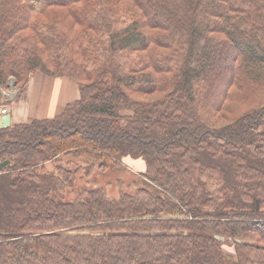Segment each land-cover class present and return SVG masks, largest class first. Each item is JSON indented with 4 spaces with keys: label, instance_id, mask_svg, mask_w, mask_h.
I'll list each match as a JSON object with an SVG mask.
<instances>
[{
    "label": "trees",
    "instance_id": "1",
    "mask_svg": "<svg viewBox=\"0 0 264 264\" xmlns=\"http://www.w3.org/2000/svg\"><path fill=\"white\" fill-rule=\"evenodd\" d=\"M34 72L79 96L0 129V264H264V0H0Z\"/></svg>",
    "mask_w": 264,
    "mask_h": 264
},
{
    "label": "crops",
    "instance_id": "2",
    "mask_svg": "<svg viewBox=\"0 0 264 264\" xmlns=\"http://www.w3.org/2000/svg\"><path fill=\"white\" fill-rule=\"evenodd\" d=\"M12 79L9 78L6 88L0 86V106L7 108L10 125L26 123L31 119L52 118L71 102L63 103L64 98L70 96L71 88L65 86L60 78L34 72L23 88H16ZM6 103H10V110Z\"/></svg>",
    "mask_w": 264,
    "mask_h": 264
},
{
    "label": "rangeland",
    "instance_id": "3",
    "mask_svg": "<svg viewBox=\"0 0 264 264\" xmlns=\"http://www.w3.org/2000/svg\"><path fill=\"white\" fill-rule=\"evenodd\" d=\"M60 79L63 81V84L65 86H68L71 88L70 96L68 98H64L63 103L76 99L79 96L77 87L66 78H60ZM12 81H15V80L12 79ZM13 87H14V84H13ZM20 90L21 89H19L18 91ZM18 93L19 92H17V95ZM6 106L10 110V103H6ZM124 162L126 165L124 164V166H120L114 169L107 176L103 177L104 181H109L111 183V185L109 186V193L113 196H115L119 192V189L121 188V186L118 185L117 181L123 180L125 183L131 182L132 180L136 178L137 172L139 170L141 171L143 170V167L141 165H138L137 162H135V160H130L129 158H127L124 160ZM223 250L226 254H229V255L233 254V247L228 244L223 246Z\"/></svg>",
    "mask_w": 264,
    "mask_h": 264
},
{
    "label": "water",
    "instance_id": "4",
    "mask_svg": "<svg viewBox=\"0 0 264 264\" xmlns=\"http://www.w3.org/2000/svg\"><path fill=\"white\" fill-rule=\"evenodd\" d=\"M10 127V115L6 114L0 118V129ZM9 163L8 160L0 162V170L4 168Z\"/></svg>",
    "mask_w": 264,
    "mask_h": 264
},
{
    "label": "built area",
    "instance_id": "5",
    "mask_svg": "<svg viewBox=\"0 0 264 264\" xmlns=\"http://www.w3.org/2000/svg\"><path fill=\"white\" fill-rule=\"evenodd\" d=\"M8 114V110L6 107L0 106V118L4 115Z\"/></svg>",
    "mask_w": 264,
    "mask_h": 264
}]
</instances>
